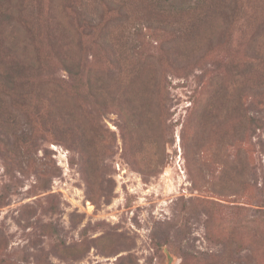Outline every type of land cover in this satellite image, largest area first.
Listing matches in <instances>:
<instances>
[{
  "label": "rangeland",
  "instance_id": "rangeland-1",
  "mask_svg": "<svg viewBox=\"0 0 264 264\" xmlns=\"http://www.w3.org/2000/svg\"><path fill=\"white\" fill-rule=\"evenodd\" d=\"M103 1L0 0V264H264V0Z\"/></svg>",
  "mask_w": 264,
  "mask_h": 264
},
{
  "label": "trees",
  "instance_id": "trees-1",
  "mask_svg": "<svg viewBox=\"0 0 264 264\" xmlns=\"http://www.w3.org/2000/svg\"><path fill=\"white\" fill-rule=\"evenodd\" d=\"M101 1H102V2H100L101 6H102L101 12L103 13L105 8L108 7V5L106 3L107 1H103V0H101ZM221 1H223V0H221ZM22 5H25V4H22ZM26 6H28V5L26 4ZM226 11H227L229 16L231 14H234V8H230L229 12H228V9ZM102 13L95 17V15H88L87 16L86 14L80 12V15L76 16L75 21H74L75 28L78 29L79 33H82V34H90V33H92L95 30V28L100 24V22L103 20L104 17L102 15ZM0 14L1 15L5 14V9L3 8V6H0ZM32 19L34 21L36 18H32ZM19 22H21V19H18V23ZM9 62L11 63L10 65H19V63L25 64L24 60H18V59H15L14 57L10 58ZM22 66H25V65H22ZM26 66H28L27 69L33 68V65H30V66L26 65ZM1 73H2V71L0 70V74ZM50 74L51 73H47V76H50ZM27 79L30 80L29 82H31L30 77H27L25 80H27ZM21 80H23V79H21ZM44 82L46 83V85L44 86V90L47 93H50L52 88L55 90V92L58 90L57 89V84H53V83H51L48 80H46ZM60 82L67 83V81H65L63 79H60Z\"/></svg>",
  "mask_w": 264,
  "mask_h": 264
}]
</instances>
